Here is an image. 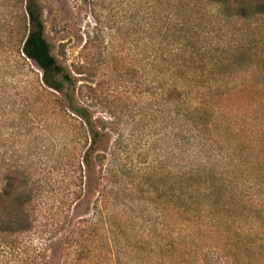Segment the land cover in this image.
Instances as JSON below:
<instances>
[{"label": "trees", "instance_id": "trees-1", "mask_svg": "<svg viewBox=\"0 0 264 264\" xmlns=\"http://www.w3.org/2000/svg\"><path fill=\"white\" fill-rule=\"evenodd\" d=\"M137 1L147 19L153 96L149 105L154 118L161 114L164 124L160 148L164 157L141 162V168L129 165L127 141L113 130L114 120L94 116L68 94L64 104L58 102L55 113L63 134H55L70 159L61 163L66 169L77 162L69 170L73 173L69 196L73 202L86 198L90 202L95 194V216L79 218L69 228L64 240L71 254L61 264L103 261L95 253V241L110 253L106 264L116 263L112 253L117 249L153 252L156 239L167 241L163 248L170 256L184 244L195 251L196 230L214 234L224 220L219 208L242 189L238 180H232L233 169L249 180L242 170L251 162L245 159L246 137L234 146L219 129L226 127L238 136L241 127L231 121V102L243 112H256L255 105L264 99V70L256 77L260 69L251 60L261 58L255 49L263 40L264 0ZM0 6L8 18L7 43L41 72L39 91L63 93L71 79L50 52L38 2L1 0ZM51 126L42 127L41 134L53 136L55 125ZM109 131L116 133L111 142ZM254 150L260 151L258 146ZM27 174L23 168L0 174L2 234H22L33 227Z\"/></svg>", "mask_w": 264, "mask_h": 264}, {"label": "rangeland", "instance_id": "rangeland-1", "mask_svg": "<svg viewBox=\"0 0 264 264\" xmlns=\"http://www.w3.org/2000/svg\"><path fill=\"white\" fill-rule=\"evenodd\" d=\"M36 1L50 52L69 75L71 85L61 94L39 91L41 72L34 62H24L7 43L8 18L0 6V174L26 170L33 220L26 233H0V264H61L66 254H71L64 240L69 228L79 218L95 216V194L90 202L89 198L73 202L68 193L73 188L69 170L77 162L64 168L61 162L70 163V159L55 134L63 126L57 122L56 108L59 101L64 104L66 94L88 106L94 116L115 121L113 130L127 141L124 150L129 154L125 156L129 165L141 168V162L151 163L157 156L162 161L164 157V149H160L164 124L161 114L154 118L149 105L153 96L143 5L138 9L137 0ZM261 23L262 46L255 49L261 58H251L260 69L256 77L264 70V21ZM231 104V121H238L241 129L235 136L220 126L219 135L234 146H240L238 140L246 137L245 159L251 162L242 168L248 181L242 180L240 169L231 173L242 189L219 208L224 219L220 227L211 235L196 230L195 251L190 252L184 244L176 256H170L163 248L167 241L156 239L153 252L117 249L112 253L115 264H264V99L255 105L256 112H243L234 101ZM45 125H55L53 136L41 134ZM108 137L111 142L116 133L109 131ZM94 245L97 257L104 262L90 258L84 264H106L110 255L107 247L101 241Z\"/></svg>", "mask_w": 264, "mask_h": 264}]
</instances>
